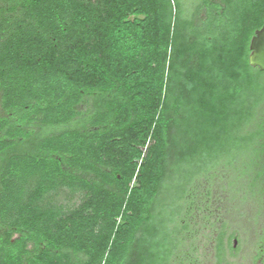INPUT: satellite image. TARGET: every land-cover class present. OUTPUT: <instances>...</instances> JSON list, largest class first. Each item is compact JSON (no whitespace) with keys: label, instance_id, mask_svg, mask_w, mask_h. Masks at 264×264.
<instances>
[{"label":"trees","instance_id":"trees-1","mask_svg":"<svg viewBox=\"0 0 264 264\" xmlns=\"http://www.w3.org/2000/svg\"><path fill=\"white\" fill-rule=\"evenodd\" d=\"M100 1L105 19L74 0H0V264H197L186 194L201 179L261 183L264 212V71L248 64L264 0ZM87 22L97 47L60 51ZM148 134L173 157L151 181L146 162L133 175ZM119 144L127 157L107 170L97 150ZM41 167L112 200L111 231L91 241L85 218L52 234L8 220ZM172 181L186 187L171 202ZM128 212L141 234L118 245ZM225 228L213 264H231Z\"/></svg>","mask_w":264,"mask_h":264},{"label":"rangeland","instance_id":"rangeland-1","mask_svg":"<svg viewBox=\"0 0 264 264\" xmlns=\"http://www.w3.org/2000/svg\"><path fill=\"white\" fill-rule=\"evenodd\" d=\"M74 2L78 5L86 4L83 0H74ZM2 4L3 2H0V6ZM85 8H87L89 17L92 15L104 19L106 17L107 6L100 0H93L92 5L86 4ZM97 26H100L99 22H87L83 28L76 26L72 29L74 33L60 41L59 50H64L69 45L76 47L83 45L87 50L97 47L98 39L91 33ZM81 39L84 40L79 42L78 40ZM98 53L100 54L98 51L95 54ZM95 54L93 57L96 56ZM78 108L82 110L85 106L80 103ZM142 136H145L144 132ZM143 143L144 147L141 148V155L133 175L137 174L138 166L146 162L143 175L146 181H151L159 178L160 169L172 163V151L170 149L165 155L158 138L151 137L149 134ZM97 154L103 159L104 167L108 170L115 165V162L125 160L128 152L124 145L119 144L118 146H104L99 152L97 150ZM191 169L192 167L188 165L187 170ZM44 173L41 167L27 177L19 207L12 211L8 220L24 223L35 231L52 234L57 229L70 225L72 219L85 218L90 221V224L82 231L81 236L90 238L91 241H94L97 235L102 239L111 231L114 225L108 211L112 209V200L108 201L103 193H98L78 183L63 181L57 176H53L54 179L50 180L44 177ZM89 177L91 178L90 175ZM217 179L218 177L213 178L214 183L201 179L200 183H194L191 188L189 187L186 194V199L190 201L188 203V206L190 204L188 218L191 225L190 237L195 239V241L190 240L189 244L191 243L190 247H194L198 252L196 253L197 264H213L211 260L213 255L210 253L211 246H213L211 242L226 221V237L230 247L234 249L232 256L228 257V262L231 264H264L262 262L264 259V212L259 204L258 190L255 191L261 183H251L250 188L247 183H228L227 181V183H217ZM185 187L186 183L173 181L166 183L167 194L163 196L172 202L177 196L176 193H183ZM100 199L107 200V206L100 207L98 204ZM94 203L97 205L92 207ZM125 216L128 220H132V223L129 227L120 230L118 245L124 244L131 231L135 232L136 238L141 234L140 229L133 230L132 228L137 212H128ZM116 223L115 229L118 223H121L120 219ZM235 239H237L236 244H234ZM237 245L239 248L235 249ZM141 247L144 246L141 245ZM120 248L116 247L114 253L121 250Z\"/></svg>","mask_w":264,"mask_h":264},{"label":"water","instance_id":"water-1","mask_svg":"<svg viewBox=\"0 0 264 264\" xmlns=\"http://www.w3.org/2000/svg\"><path fill=\"white\" fill-rule=\"evenodd\" d=\"M248 64L251 67L258 68L260 71H264V23L254 32L250 39Z\"/></svg>","mask_w":264,"mask_h":264},{"label":"flooded vegetation","instance_id":"flooded-vegetation-1","mask_svg":"<svg viewBox=\"0 0 264 264\" xmlns=\"http://www.w3.org/2000/svg\"><path fill=\"white\" fill-rule=\"evenodd\" d=\"M235 241H236V243H237V239H235L234 242H235ZM236 243H235V244H236ZM235 247H236V246H235Z\"/></svg>","mask_w":264,"mask_h":264}]
</instances>
